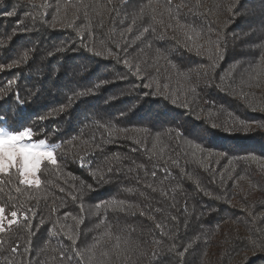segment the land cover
<instances>
[{"label": "trees", "instance_id": "1", "mask_svg": "<svg viewBox=\"0 0 264 264\" xmlns=\"http://www.w3.org/2000/svg\"><path fill=\"white\" fill-rule=\"evenodd\" d=\"M182 2L178 18L200 32L197 42L207 47V39L219 41L223 59L217 60L214 70H209L207 54L197 55L184 46L185 33L195 37V32L180 28L171 18L165 10L167 0H152L151 7L149 0H128L126 4L121 0H47L48 7H42L45 0L0 3V9L18 13L8 17L0 12V65L5 69L0 71V90L16 81L12 99H0V115L7 116L5 129L29 127L34 130L33 141L45 139L48 145H59V167L42 166L38 174L43 181L39 204L20 196L25 207L37 213L31 221L34 234L26 227L0 233V241H4L0 264H127L124 256L133 250L135 264H240L245 255L251 256L245 247L248 238L264 232V130L251 123L264 116L259 110L264 107V74L257 76L254 70L255 62L264 56V48L256 47L264 43L260 0H239L243 6L235 16L229 8L236 11L237 0H172L173 9ZM249 9L252 14L244 15ZM152 15L162 19L163 25L154 24V33L149 31L137 40L144 27L152 24ZM229 17L232 22L225 27ZM117 44L122 49L120 63L111 56L93 55V51L115 52ZM157 49L171 63L162 58L157 61ZM212 50L215 52V45ZM123 59L130 62L132 72L139 64L143 82L131 74ZM13 62L18 66L9 71L7 66ZM193 85L196 92L189 90ZM173 91L177 105L171 102ZM17 92L23 105L16 102ZM185 103L187 109L180 106ZM62 107L63 112L59 111ZM242 121L257 134L245 136ZM105 124L113 126L111 137ZM73 136L77 139L71 146L61 143ZM109 139L113 142L103 144V152L94 150L95 143ZM160 148H164L163 154ZM115 156L121 158L119 163L109 159ZM82 158L83 168L78 166ZM172 160H178L179 167ZM109 167L113 169L110 174ZM97 170L106 173L107 183L93 178L91 173ZM152 171L157 172L155 179ZM146 184L162 187L168 198L153 193ZM56 185L65 191L60 192ZM87 185L95 190L89 191ZM3 187L7 192V185ZM128 188L136 191L130 193ZM31 191L36 194L34 188ZM46 192L52 193L47 200L43 199ZM217 196L221 199L214 198ZM5 199L6 195H0V202ZM113 200L124 201L126 210L121 211L118 203L95 208L100 201ZM53 208L58 211L53 213ZM140 210L155 220L140 216ZM65 212L83 216L84 223L77 227L71 216L64 217ZM172 216L178 218V230ZM185 219L191 222L188 228ZM156 222L167 225L168 236L161 237ZM69 229L77 239L76 251L65 235ZM173 234L179 237L178 245L194 241L186 256L181 259L161 248L159 258L152 259L157 249L152 241L163 239L170 246L173 241L168 237ZM117 236L122 248L123 240H129L127 252L114 249ZM17 243L19 252L13 255L10 250ZM29 247L31 251L26 252ZM102 252L109 256L103 257Z\"/></svg>", "mask_w": 264, "mask_h": 264}, {"label": "snow or ice", "instance_id": "2", "mask_svg": "<svg viewBox=\"0 0 264 264\" xmlns=\"http://www.w3.org/2000/svg\"><path fill=\"white\" fill-rule=\"evenodd\" d=\"M3 0H0V3H2ZM111 2V0H109ZM128 0H121L122 4H126ZM238 7L236 8V11H233L232 7L229 8V11L232 13L233 16L236 15V13L239 11V7H242V4H239V0H237ZM35 7L34 5H32ZM49 5L47 4V0H45V4L42 5V7H48ZM149 7L152 6V0H149ZM184 4L183 2L180 5H176L175 9L172 7V0H167V7L166 11L168 14L171 16V18L176 19L177 24L180 26V28H189L190 31L195 32V37L193 35H190L188 32L185 33L186 35V43L185 47L188 48L189 51H195L197 55H208V59L211 61V64L209 66V70H214L218 65H217V60H222L223 59V51L220 47L219 41L218 40H212L211 38L207 39L205 41V44L207 47H205L204 44H200L197 41L201 38V34L199 31H195L194 29H191L190 26H186L184 24L180 23L179 20V9L183 7ZM152 11L155 12L156 9L152 8ZM191 12L192 10L189 9ZM259 11L261 16H264V0H260V6H259ZM0 12H3L8 17H13L16 16L18 13L16 11H9L7 10V7L0 9ZM144 14V9H141V15ZM252 10H246L244 15H251ZM46 15V14H45ZM163 15V14H161ZM152 24H150L147 27H144L143 31L136 37L137 40H139L142 36H144L145 33H148L149 31L155 32L156 28L153 26L154 24H161L163 25V20L160 19L158 20L156 15L151 16ZM232 22V17H229V20L225 22V27L227 26L228 23ZM133 23H135V20H133ZM67 27H72V24L66 25ZM102 26V25H101ZM168 28H171L172 25L168 24ZM127 31L130 33L132 32V26L130 25L127 29ZM163 38V36L159 37ZM264 39V38H262ZM81 41H83V37H81ZM191 43H188V42ZM215 45V52L212 50V46ZM151 47V45H149ZM256 47L259 48H264V43L256 45ZM117 51H112L111 49H108L106 53H102L99 51H93L90 49V51H93V55L95 56H102V55H107L111 56L114 59L117 60L118 63L121 62V57L119 55V52L122 50L121 46L119 44L116 45ZM157 52V61L159 59H164L165 61H168L171 63L169 60L168 56L162 52L160 49L156 50ZM28 54H24V61L27 62ZM123 64L125 67L129 69L131 74L133 76H137L141 82L144 80V76L141 75V68L139 64L136 65V71L132 72V66L130 62L127 59H123ZM18 66L17 62H13L12 64H9L7 66L8 70L10 71L13 67ZM173 68H176L175 64H172ZM4 66L0 65V71H4ZM254 70L257 73V76L264 74V56H262L259 60L255 62V68ZM157 71L159 69L157 68ZM181 75L184 76L185 80L188 79L187 75L184 73H181ZM205 75H208V72H205ZM16 83L15 80L9 81L8 82V87L0 90V99L7 100L12 99L13 93H12V85ZM206 86H211V83H208ZM144 87H151V84H145ZM168 85H165V88H167ZM159 88V86H158ZM189 90L191 92H196V86H190ZM79 95H84V93H80ZM16 96V102L19 105H23L24 101L20 99L19 93H15ZM165 99H169L168 96L164 97ZM69 104H72V98L69 97ZM171 102L173 105H177L178 103V97L175 94V91H173ZM184 108H188L189 105L187 103L180 105ZM249 107L253 110L256 111L257 107L249 104ZM262 113H264V107H261L259 109ZM59 111L63 112L64 108L62 107ZM121 115H124V113H121ZM21 117V121H22ZM41 119H44L41 117ZM7 121V116L6 115H0V123H6ZM251 123H254L256 125L257 129L264 130V116L261 117L260 121H252ZM106 130H108V135L109 137L112 136V131H113V126L110 125H103ZM212 128H216V124L211 125ZM241 127L243 129V133L245 136L248 135H255L253 129L249 126L248 122H241ZM119 131H124L126 132L127 129H119ZM225 131H228L229 133L232 132V129L225 128ZM33 134L34 130L29 127H21L19 129H10L5 131L4 129L0 128V176H7V180L0 179V195H6L7 199L3 200V202H0V233H9L16 227H26L29 230V234L33 235L32 229L34 225L32 224V217H34L37 213L34 211V208L32 207H25L26 201L20 200V196H25L27 199H35L37 201V205L40 202L41 196L39 195L41 185L43 181L40 179V176L38 175L41 170L42 166L46 167L47 165H52L53 167L58 168L59 167V160L57 159V154H56V149L59 147L58 144H52L48 145L45 139H39L36 142H25V141H32L33 140ZM181 135V133L177 132V136ZM77 137L73 136L67 139L66 141H62L61 143L67 144L71 146L73 144V141L76 140ZM113 142L112 140H102L100 143H95L93 140L92 143H95V149L94 150H99L103 152V144L105 143H110ZM82 143H89V141H82ZM135 143L139 144L140 141L136 140ZM196 148H199V145H195ZM153 148H156V145H153ZM137 149H133V151H136ZM201 151L203 149H200ZM164 148H160V153L163 154ZM156 155V152L153 151V156ZM252 159H256L254 154H251ZM111 160H114L116 163L120 162V157L115 156L109 158ZM75 162V161H74ZM171 163L173 166L179 167V162L178 160H172ZM78 166L83 168L85 167L83 158L81 161L78 163ZM139 168H144V165H138ZM113 171L112 167H109L107 169V173L110 174ZM131 171V169H130ZM160 171H163L167 173L166 168H161ZM183 172L184 170L181 169ZM186 174V173H185ZM94 179L97 177L99 178V181L107 183L108 181L105 179L106 173L100 170L94 171L91 173ZM147 175V172H146ZM68 176L72 179H75L74 174L68 173ZM151 176L153 179L157 177V172L152 171ZM189 179H192L191 176L188 177ZM165 180L168 179V176L166 175ZM48 183H51L49 181ZM197 183V188L199 189V183ZM83 184V182H82ZM161 184H163V181H161ZM4 185H7V192H5V188L3 187ZM25 186V187H21ZM56 187L59 189L60 192H64L65 189L63 187H60L59 185H56ZM146 188H150L153 193L159 192V195L161 197H164L165 199L168 198L169 193L165 191L162 187L157 188L154 187L152 184H146ZM177 187H180V185H177ZM36 190V194L33 195L32 189ZM87 188L89 191H94L95 189L93 188L92 185H87ZM202 190V189H200ZM128 192H134L136 189L134 188H128ZM175 192V189L172 190ZM13 193H16L17 195H13ZM83 189H81V197L83 196ZM141 195H144L143 192L140 193ZM51 192H46L43 196V199L47 200L49 196H51ZM205 195L211 196V193L205 192ZM217 200H220L221 197L217 196L214 197ZM73 201L77 200L76 196H72ZM225 203H229V201L225 200ZM120 207L121 211H125L126 208L124 207L125 202L124 201H119L116 202L115 200L110 201V202H105V201H100L95 205L96 209H99L100 207L104 206L105 204H112V205H117ZM63 205L61 204V207ZM81 212L84 211L83 209V204L81 203ZM10 209V210H9ZM58 211V209L53 208L52 212L55 213ZM185 211H186V205H185ZM212 211H218V209H212ZM29 213L31 215H29ZM135 215V213H133ZM140 216H145L148 215L149 219L155 220L154 216H151L149 213H146L144 210L139 211ZM203 215V213H202ZM71 216V213L65 212L64 217L68 218ZM73 220L76 221L77 227L82 225L84 223V217L81 216L77 218L76 216H71ZM171 219L173 221H177L176 227L177 230L179 229V221L176 216H172ZM184 225L186 228L191 226V222L188 219H185L183 221ZM40 224H44V220L40 221ZM38 227V226H35ZM99 227V225H97ZM155 228L160 230V235L161 237L168 236L167 232V225L163 222H156L155 223ZM67 239L72 241L73 251H76L75 246L77 245V239H74L73 236L71 235V229H69L68 233H65ZM106 235H110L109 233H106ZM170 240H172V244L170 246L166 245L163 239H154L152 242L153 244L157 245V249L153 251L152 253V259H158L160 255V249L161 248H166V251L171 255L175 254L176 256L180 257L183 259L186 254L189 252V250L192 248V243L194 241H191L187 244V246L183 245H178L176 243V240L179 238L177 235L173 234L172 236L168 237ZM116 244L114 245V249L120 253V252H127V246L129 244L128 239L123 240V244L125 245L124 248L121 247V237L117 236L116 238ZM4 241H0V246H2ZM31 243V242H29ZM93 248L96 247V245L92 246ZM245 247L251 252V256L245 255L243 260L240 262V264H264V232H257L255 235H251L248 238V242L245 245ZM20 245L17 243L15 247L11 248V253L13 255L17 254L19 252ZM182 248V250H181ZM26 252H30L31 249L25 248ZM77 255L79 256L80 253L77 252ZM101 255L103 257H108L109 253L108 252H102ZM133 255H134V250L132 253L126 254L124 256V259L126 260L127 264H135L133 260ZM64 257V253H61V258ZM95 257L93 256L90 259H94ZM71 259V257H69ZM23 264V262H21ZM79 264V262H78ZM101 264H104L103 261H101Z\"/></svg>", "mask_w": 264, "mask_h": 264}, {"label": "rangeland", "instance_id": "3", "mask_svg": "<svg viewBox=\"0 0 264 264\" xmlns=\"http://www.w3.org/2000/svg\"><path fill=\"white\" fill-rule=\"evenodd\" d=\"M6 124L5 123H0V128L4 129L5 131H7L8 129H5ZM25 142H36V141H25Z\"/></svg>", "mask_w": 264, "mask_h": 264}]
</instances>
